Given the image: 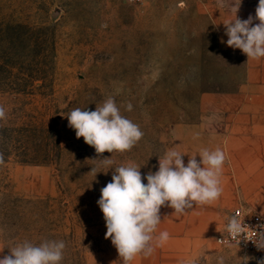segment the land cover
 <instances>
[{
  "label": "rangeland",
  "instance_id": "1",
  "mask_svg": "<svg viewBox=\"0 0 264 264\" xmlns=\"http://www.w3.org/2000/svg\"><path fill=\"white\" fill-rule=\"evenodd\" d=\"M237 3L0 0L1 258L25 240H55L66 244L61 264H122L105 239L100 190L130 161L142 178L157 171L158 157L171 149L172 128L198 120L201 96L242 83L244 54L220 50L214 25L234 19ZM258 3L242 0L238 18L255 17ZM110 96L144 136L131 151L98 157L66 116L75 108L94 111ZM106 157L112 164L101 166L97 158ZM210 251L221 253L188 264L264 259L258 249L216 243ZM163 254L155 247L132 264L177 263Z\"/></svg>",
  "mask_w": 264,
  "mask_h": 264
},
{
  "label": "clouds",
  "instance_id": "2",
  "mask_svg": "<svg viewBox=\"0 0 264 264\" xmlns=\"http://www.w3.org/2000/svg\"><path fill=\"white\" fill-rule=\"evenodd\" d=\"M241 2L238 0L234 7L235 18L223 23L224 34L228 37L226 44L241 50L247 60L257 61L264 58V0H259L255 17L249 15L245 20L237 16ZM254 20L259 23L254 24ZM221 42L224 43L223 40ZM132 107L129 103L126 110L131 111ZM5 117V108L0 106V120ZM66 117L68 126L75 130L76 138L82 137L95 149L98 157L105 152L123 154L131 151L144 136L138 124L121 114L111 96L96 105L94 111L75 108ZM184 155L174 148L167 150L163 157H158V170L149 171L143 178L141 167L130 161L116 167L111 181L101 188L97 204L106 224L105 239H111L122 264H132L138 256L148 257L155 247H163L168 241L166 231L154 235L162 222V207L173 209L175 214H183L197 205H210L222 195L220 177L225 153L220 148H205L189 156L187 165ZM97 159L101 166L112 164L111 157ZM3 162L0 154V164ZM91 172L97 174L95 168H91ZM245 225L237 216H231L226 225L229 237L239 243L242 239L250 240L258 250H264V225L257 232V240L242 238ZM65 248L64 241L47 240L34 245L25 240L9 249V254L0 258V264H61ZM218 264H224L223 257ZM257 264H264V259H259Z\"/></svg>",
  "mask_w": 264,
  "mask_h": 264
},
{
  "label": "crops",
  "instance_id": "3",
  "mask_svg": "<svg viewBox=\"0 0 264 264\" xmlns=\"http://www.w3.org/2000/svg\"><path fill=\"white\" fill-rule=\"evenodd\" d=\"M214 25L220 50L241 52L227 46L223 22L214 21ZM244 57V79L238 88L232 92L204 93L198 120L175 125L171 130V149L185 154V165L189 156L205 148H220L226 156L220 177L223 192L217 201L197 205L183 214H175L166 206L160 210L162 222L156 235L168 232L169 239L162 247L163 258L174 259L176 264L209 260L220 254L210 249L235 208L242 207L264 217V58L253 61ZM196 159L199 161L200 157L197 155ZM259 252L264 255V250Z\"/></svg>",
  "mask_w": 264,
  "mask_h": 264
},
{
  "label": "built area",
  "instance_id": "4",
  "mask_svg": "<svg viewBox=\"0 0 264 264\" xmlns=\"http://www.w3.org/2000/svg\"><path fill=\"white\" fill-rule=\"evenodd\" d=\"M119 2H123V3H129V4H140V2L142 3V1L145 0H117ZM237 216L241 222L245 223V230L243 233V237L244 239H251V240H257L258 239V233L259 231H261V225H264V217H261L257 214L254 213H249L247 211H245L242 207H238L235 208L234 210L231 211V213L228 215L227 219H226V223L225 227L223 229V231L216 236L215 238V242L219 245V246H224V247H236L239 250L243 251V252H251L254 250H257L256 245L252 242V241H245V240H241L240 243L238 242V240H232L229 237V234L226 231V225L228 223V220L231 216ZM256 231V232H255Z\"/></svg>",
  "mask_w": 264,
  "mask_h": 264
},
{
  "label": "trees",
  "instance_id": "5",
  "mask_svg": "<svg viewBox=\"0 0 264 264\" xmlns=\"http://www.w3.org/2000/svg\"><path fill=\"white\" fill-rule=\"evenodd\" d=\"M3 150L6 151V148H3ZM3 150L0 148V152ZM26 153H27V151L24 150V154H26ZM25 163H28V162L25 161Z\"/></svg>",
  "mask_w": 264,
  "mask_h": 264
}]
</instances>
